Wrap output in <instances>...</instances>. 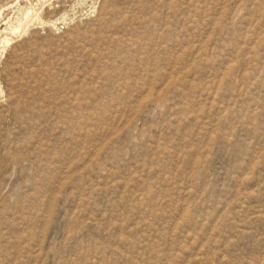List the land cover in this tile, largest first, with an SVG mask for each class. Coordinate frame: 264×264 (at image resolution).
<instances>
[{"label": "rangeland", "instance_id": "1", "mask_svg": "<svg viewBox=\"0 0 264 264\" xmlns=\"http://www.w3.org/2000/svg\"><path fill=\"white\" fill-rule=\"evenodd\" d=\"M0 264H264V0H0Z\"/></svg>", "mask_w": 264, "mask_h": 264}, {"label": "bare ground", "instance_id": "2", "mask_svg": "<svg viewBox=\"0 0 264 264\" xmlns=\"http://www.w3.org/2000/svg\"><path fill=\"white\" fill-rule=\"evenodd\" d=\"M28 15H29V14H28ZM17 32H18V31H17ZM17 32H16V33H17ZM14 34H15V33H14ZM6 39H7V38H6ZM6 39H5V40H6ZM10 41H12V40H10ZM10 41H9V40H7V42H6V43H7V44H10Z\"/></svg>", "mask_w": 264, "mask_h": 264}]
</instances>
